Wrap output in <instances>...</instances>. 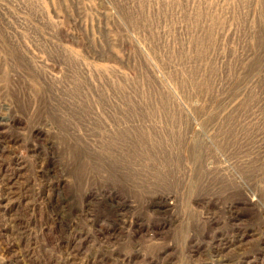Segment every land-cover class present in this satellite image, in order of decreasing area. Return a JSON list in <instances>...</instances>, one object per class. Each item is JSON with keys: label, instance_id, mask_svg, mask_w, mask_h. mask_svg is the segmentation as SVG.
Masks as SVG:
<instances>
[{"label": "rangeland", "instance_id": "374dc122", "mask_svg": "<svg viewBox=\"0 0 264 264\" xmlns=\"http://www.w3.org/2000/svg\"><path fill=\"white\" fill-rule=\"evenodd\" d=\"M0 264H264V0H0Z\"/></svg>", "mask_w": 264, "mask_h": 264}]
</instances>
